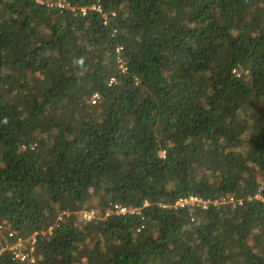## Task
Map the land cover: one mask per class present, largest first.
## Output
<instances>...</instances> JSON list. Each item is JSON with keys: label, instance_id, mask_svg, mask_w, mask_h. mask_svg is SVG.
<instances>
[{"label": "trees", "instance_id": "16d2710c", "mask_svg": "<svg viewBox=\"0 0 264 264\" xmlns=\"http://www.w3.org/2000/svg\"><path fill=\"white\" fill-rule=\"evenodd\" d=\"M67 1L0 0V264H264V0Z\"/></svg>", "mask_w": 264, "mask_h": 264}, {"label": "built area", "instance_id": "2783aa9c", "mask_svg": "<svg viewBox=\"0 0 264 264\" xmlns=\"http://www.w3.org/2000/svg\"><path fill=\"white\" fill-rule=\"evenodd\" d=\"M29 1H35L38 3H42V0H29ZM54 3H50L49 6H57L60 9H68L70 8V4L68 3L67 0H53ZM93 9H99V7H94ZM82 14L85 15L87 9L86 8H82L81 9ZM107 24V21L105 22ZM120 49H118L119 53ZM119 63H122L121 59H119L118 61ZM123 68V72H125L126 68H124L123 66H121ZM113 82H115V79H112V81L110 82V84H112ZM98 95L94 96V100L93 103L96 102V100L98 99ZM162 155L164 156V153H162ZM231 202H235L234 199L231 200ZM210 202L209 201H204L198 197L195 196H190V197H185V198H181L180 200H178V202H176L175 207H187V206H191L193 208H196L195 206H197V208H202V209H207L209 206ZM215 205H217L218 203L215 202ZM145 206H149V203L146 202ZM116 211L115 214L116 215H125V214H133L135 213L137 210L134 208H126V207H122L120 205H117L115 207ZM83 219L86 221H91L93 220L96 215L94 211H86L82 214ZM3 232V227L0 226V234ZM10 238L15 237L14 233H10L9 234ZM36 235H33L32 238L30 239H22V238H18L17 241L12 244V245H7L6 247H4L3 249H1L0 253H3L6 250L11 251V253L14 255L15 259H19L21 260V262H25L28 261L30 259L31 263H35V259L32 258V254L35 252V243H36Z\"/></svg>", "mask_w": 264, "mask_h": 264}, {"label": "rangeland", "instance_id": "374dc122", "mask_svg": "<svg viewBox=\"0 0 264 264\" xmlns=\"http://www.w3.org/2000/svg\"><path fill=\"white\" fill-rule=\"evenodd\" d=\"M92 205H93V204H92ZM195 207H196V209H199V208H197V206H195ZM92 210H95V209H92ZM95 211H96V210H95ZM95 211H94V212H95ZM83 213H84V212H82L81 215H82ZM95 213H96V212H95ZM79 215H80V213H79ZM81 215H80V218H81ZM82 218H83V216H82ZM82 218H81V219H82ZM100 218H101V217H100ZM97 219H98V218H97Z\"/></svg>", "mask_w": 264, "mask_h": 264}]
</instances>
